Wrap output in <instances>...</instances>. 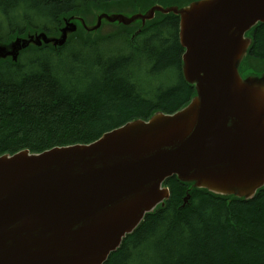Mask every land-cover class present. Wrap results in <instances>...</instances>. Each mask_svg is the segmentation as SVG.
I'll return each instance as SVG.
<instances>
[{"label":"water","instance_id":"obj_1","mask_svg":"<svg viewBox=\"0 0 264 264\" xmlns=\"http://www.w3.org/2000/svg\"><path fill=\"white\" fill-rule=\"evenodd\" d=\"M120 12L99 14L95 25L65 17L55 36L41 31L0 44V60L17 61L31 44H66L80 28L95 39L103 20H140L141 31L156 12L173 13L195 94L173 113L159 109L88 143L0 154V264H105L147 214L166 205L172 176L243 200L264 187V67H241L254 42L248 33L264 24V0ZM189 199L190 192L183 206Z\"/></svg>","mask_w":264,"mask_h":264},{"label":"trees","instance_id":"obj_2","mask_svg":"<svg viewBox=\"0 0 264 264\" xmlns=\"http://www.w3.org/2000/svg\"><path fill=\"white\" fill-rule=\"evenodd\" d=\"M156 1L193 0H0V44L41 31L55 36L72 15L95 25L106 8ZM157 15L134 39L130 25L103 20L95 39L80 28L63 46L30 45L17 61L1 60L0 154L88 143L129 120L185 106L195 88L183 74L180 19ZM248 34L254 42L241 67L257 72L264 67V24ZM144 66L152 88L139 81ZM165 184L166 205L147 214L105 264H264V187L243 200L191 189L176 176Z\"/></svg>","mask_w":264,"mask_h":264},{"label":"rangeland","instance_id":"obj_3","mask_svg":"<svg viewBox=\"0 0 264 264\" xmlns=\"http://www.w3.org/2000/svg\"><path fill=\"white\" fill-rule=\"evenodd\" d=\"M119 8V7H117ZM107 10L109 11H103L101 13H115V12H118L116 10V8H106ZM109 27H106L104 29V31L108 30ZM138 77H139V81L142 83L143 87L144 88H152L154 86V83L152 81H148V78H147V75H146V71H145V66H144V69L140 70V72L138 73ZM157 83V82H156Z\"/></svg>","mask_w":264,"mask_h":264},{"label":"bare ground","instance_id":"obj_4","mask_svg":"<svg viewBox=\"0 0 264 264\" xmlns=\"http://www.w3.org/2000/svg\"><path fill=\"white\" fill-rule=\"evenodd\" d=\"M180 30V29H179ZM47 34V33H46ZM18 38H26V37H18ZM181 42V41H180ZM65 44V43H64ZM64 44H61L59 46H63ZM32 45V44H31ZM53 45V44H52ZM182 45V44H181ZM183 47V46H182ZM12 58V57H11ZM262 189V188H261Z\"/></svg>","mask_w":264,"mask_h":264}]
</instances>
